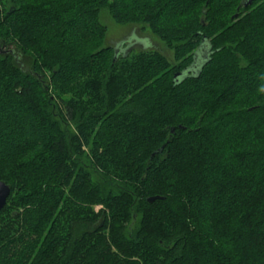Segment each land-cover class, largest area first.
<instances>
[{
  "label": "trees",
  "instance_id": "obj_1",
  "mask_svg": "<svg viewBox=\"0 0 264 264\" xmlns=\"http://www.w3.org/2000/svg\"><path fill=\"white\" fill-rule=\"evenodd\" d=\"M246 1L0 0V264H264V0ZM103 12L175 65L106 46Z\"/></svg>",
  "mask_w": 264,
  "mask_h": 264
},
{
  "label": "rangeland",
  "instance_id": "obj_2",
  "mask_svg": "<svg viewBox=\"0 0 264 264\" xmlns=\"http://www.w3.org/2000/svg\"><path fill=\"white\" fill-rule=\"evenodd\" d=\"M101 21L107 28L106 46H117L122 41H125V44H128L127 41L130 40V43H133L132 47L125 45L121 46L120 49L128 50L127 47L132 48L131 52L133 54L143 52L146 49L147 51H155L165 57L168 68L175 65V55L172 47H170L165 41L152 34L148 27L147 29H145L146 27L144 26L118 25L110 17L108 12L102 13ZM24 62L27 69L31 67L32 60H30L29 58H24ZM69 130L71 132L74 131V126L71 123L69 124ZM91 171L93 172L94 182L103 191L104 196H107L109 193H111L112 195L119 194L120 186L117 184L118 181L116 182L113 177H106L104 175H101L100 172L94 171L92 168ZM92 207L96 212L102 210V207L99 205H92ZM132 225L136 226L137 221H135Z\"/></svg>",
  "mask_w": 264,
  "mask_h": 264
},
{
  "label": "water",
  "instance_id": "obj_3",
  "mask_svg": "<svg viewBox=\"0 0 264 264\" xmlns=\"http://www.w3.org/2000/svg\"><path fill=\"white\" fill-rule=\"evenodd\" d=\"M252 3H253V0H247L244 3V6L248 7V6L252 5ZM207 58H208L207 53H202L200 55H196L195 64H194L192 70L189 72H191L193 74H197L200 71L202 65L206 62ZM180 76H181V74H178L175 76V78L177 79ZM10 195H11V188L8 185H6L5 183L0 182V211L3 210L5 208V206L7 205V202H8ZM150 202H154V199H151Z\"/></svg>",
  "mask_w": 264,
  "mask_h": 264
},
{
  "label": "clouds",
  "instance_id": "obj_4",
  "mask_svg": "<svg viewBox=\"0 0 264 264\" xmlns=\"http://www.w3.org/2000/svg\"><path fill=\"white\" fill-rule=\"evenodd\" d=\"M261 91H264V88H262Z\"/></svg>",
  "mask_w": 264,
  "mask_h": 264
}]
</instances>
